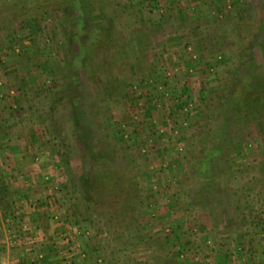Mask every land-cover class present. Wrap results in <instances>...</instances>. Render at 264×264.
Listing matches in <instances>:
<instances>
[{
	"label": "rangeland",
	"instance_id": "obj_1",
	"mask_svg": "<svg viewBox=\"0 0 264 264\" xmlns=\"http://www.w3.org/2000/svg\"><path fill=\"white\" fill-rule=\"evenodd\" d=\"M0 174L14 202L59 187L97 264L186 261L201 223L264 235V0H0Z\"/></svg>",
	"mask_w": 264,
	"mask_h": 264
},
{
	"label": "crops",
	"instance_id": "obj_2",
	"mask_svg": "<svg viewBox=\"0 0 264 264\" xmlns=\"http://www.w3.org/2000/svg\"><path fill=\"white\" fill-rule=\"evenodd\" d=\"M35 164L30 163V165H26V171H32L35 170ZM58 175L55 174V178ZM25 183L27 184L28 180L25 177ZM55 181V180H54ZM24 184L23 181H20ZM19 182V183H20ZM29 183V182H28ZM56 183V182H55ZM22 186V185H21ZM21 190H18L17 198L15 200V209L16 214L20 216L22 219L25 220V223H21L23 225L22 227L26 230V240L29 238H33L34 241L37 240V242L40 240V243L35 246V249H32L34 247V244L32 242L26 241L25 238L22 240H17L14 242L16 246H21L20 249H16V252L11 251L8 245V238H3L0 243L3 245L1 246L2 249H0V257L2 259H9L8 262H15L16 260L21 261L18 264H54L57 262H60L61 260V253L65 249V246L62 245V243L59 241V236L61 234H65L67 236H72L74 234L75 229H81L76 224L72 223H50V225L46 226L45 230L42 227V220H45V215L50 213L52 216L56 215L58 211L62 213L63 208H61L60 201L56 198L53 192H49L46 190L43 192L40 187H32L26 186L25 184L22 186ZM26 186V188H25ZM49 194V195H48ZM51 196V197H50ZM19 200V201H18ZM53 200V201H52ZM56 206H53L54 203ZM54 207V209H53ZM56 211V212H55ZM45 212V213H43ZM20 217L18 220L20 221ZM65 218L62 219V221ZM41 220V221H40ZM4 231L5 233H13L11 229H5L4 219H1ZM38 221V222H36ZM40 222V223H39ZM6 223H11L10 219H6ZM20 223V222H19ZM7 224V225H8ZM204 225H201V233L202 229H205V236L207 235L204 240L208 241L207 247H204L201 245L203 240L200 241V236L198 238L194 237L192 239H195V241L188 244L189 241H186L184 245L178 246L181 247L183 250H188L187 252L190 253L187 256L186 261L182 260L181 258H174L173 260L168 261L167 258L159 257L157 258V261H159L161 264H193V257L198 256L201 252L200 257H202V260L204 259L208 262H211V264H236L232 263V256L230 254V248L234 244H238L239 247L242 248L243 252L241 251L240 257L243 259L239 260V264H264V235L261 234H254L252 231H241L239 229H233L228 225V228H224L222 230L220 227L219 230L212 231V227L210 223H201ZM50 226V227H49ZM200 229V225H197ZM75 228V229H74ZM206 230L209 232L206 234ZM219 231V232H218ZM25 231H23L24 233ZM252 232V233H249ZM53 235L54 236L53 238ZM203 235V236H204ZM38 236V238H37ZM52 238V239H50ZM76 238L78 240L77 245L80 246L81 250L87 254V258L85 260H75V264H97L101 262V260L97 257L99 252L93 251V249H97L96 247H93L95 244L93 242V239L90 237H85L84 235H76ZM202 239V238H201ZM206 242V241H205ZM210 242V243H209ZM26 245V247H24ZM7 246V247H6ZM33 246V247H32ZM202 247V250L200 247ZM31 248L28 253L25 251L27 248ZM167 249L169 251H172L173 249H176L178 247H175L171 249L170 245H166ZM35 251V252H34ZM190 251V252H189ZM37 253H42L44 255V261L43 262H37L35 259V256H37ZM170 253V252H169ZM175 253V251H174ZM179 253V252H178ZM176 254V253H175ZM243 254V255H242ZM245 254V255H244ZM171 256V255H169ZM175 256H178L177 254ZM172 257V256H171ZM169 258V257H168ZM197 261V260H196ZM34 262V263H33ZM148 264V263H144ZM196 264V263H195Z\"/></svg>",
	"mask_w": 264,
	"mask_h": 264
},
{
	"label": "built area",
	"instance_id": "obj_3",
	"mask_svg": "<svg viewBox=\"0 0 264 264\" xmlns=\"http://www.w3.org/2000/svg\"><path fill=\"white\" fill-rule=\"evenodd\" d=\"M50 176V175H49ZM50 177H47L45 180H49ZM54 187V191L58 190L59 187L54 186L53 184H51ZM54 220L59 223L61 222V218L60 216L56 215L54 216ZM75 229V228H74ZM76 235H84L82 234L81 230H77L75 229L74 234L72 236H67L65 234H61V236H59V241L62 243V245L65 246V249L62 251L61 253V260L60 262L54 263V264H75V260H85L87 258V254L84 253L80 246L77 245L78 240L76 238ZM86 236H89V233H85ZM183 256V255H182ZM44 255L42 253H38L37 255V259L40 262L44 261ZM19 261L16 260L15 262H9L8 264H18ZM7 264V263H5Z\"/></svg>",
	"mask_w": 264,
	"mask_h": 264
},
{
	"label": "trees",
	"instance_id": "obj_4",
	"mask_svg": "<svg viewBox=\"0 0 264 264\" xmlns=\"http://www.w3.org/2000/svg\"><path fill=\"white\" fill-rule=\"evenodd\" d=\"M75 190L79 194H81L80 196L83 197V199L85 201V206L87 207V209L90 210V206H91L90 200L91 199L87 198L84 195V193L80 189V185H78L75 188ZM12 196H13V193H12L11 185L0 174V205H1V209H2V214H3V219L4 220L13 217V213L12 212H13V209L15 207V202H14Z\"/></svg>",
	"mask_w": 264,
	"mask_h": 264
}]
</instances>
